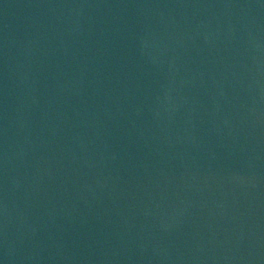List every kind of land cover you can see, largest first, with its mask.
I'll return each mask as SVG.
<instances>
[{
    "label": "water",
    "instance_id": "water-1",
    "mask_svg": "<svg viewBox=\"0 0 264 264\" xmlns=\"http://www.w3.org/2000/svg\"><path fill=\"white\" fill-rule=\"evenodd\" d=\"M0 264H264V0H0Z\"/></svg>",
    "mask_w": 264,
    "mask_h": 264
}]
</instances>
